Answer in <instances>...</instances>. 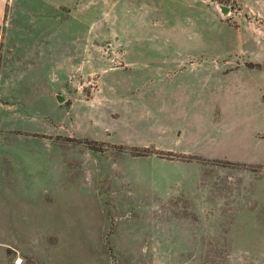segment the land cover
<instances>
[{"label":"crops","instance_id":"crops-1","mask_svg":"<svg viewBox=\"0 0 264 264\" xmlns=\"http://www.w3.org/2000/svg\"><path fill=\"white\" fill-rule=\"evenodd\" d=\"M227 1L237 7L217 0H118L120 29L110 34L109 45L123 49L122 67L112 65L99 75L93 97L99 99L100 114L109 108L125 117L133 147H146L151 137L163 154L206 160L217 171L226 169L215 166L217 162L264 166V0ZM99 4L94 0L95 16ZM68 5L69 0H0V264H22L19 258L11 261L8 251L27 253L40 264H65L68 259L64 240L70 226L64 211L71 157L69 143L53 140V77L54 68L68 61L70 38L83 39L84 53L85 30H71L64 22L48 28L55 7ZM23 21L47 27L27 29ZM22 68L31 73L22 76ZM147 116L153 119L148 122ZM73 161L79 179L84 163ZM148 181L142 191L165 199L194 196L199 184L197 174ZM215 181L207 179V189L213 190ZM173 187H178L174 194L168 192ZM146 206L162 211L169 205ZM219 207L191 205L189 211L212 219V214L225 212ZM36 212L47 219L29 218ZM29 229L52 230L47 233L61 244L48 246L44 254L42 245L29 243L22 233Z\"/></svg>","mask_w":264,"mask_h":264},{"label":"rangeland","instance_id":"rangeland-1","mask_svg":"<svg viewBox=\"0 0 264 264\" xmlns=\"http://www.w3.org/2000/svg\"><path fill=\"white\" fill-rule=\"evenodd\" d=\"M97 1L100 4L96 16L94 0H69L68 6L55 7L53 25L48 26L60 28L64 22L71 30H85L84 53L83 39L79 43L77 38H70L66 46L68 61L64 67L54 68L53 77V140L69 143L71 157L69 204L68 211H64L70 226L66 230L68 240H64L68 256L65 264L94 260L96 264H264L263 165L217 162L215 166L226 168L217 171L206 160H183L169 157L174 154H163L153 147L151 137L146 147H133V134L125 131V117L109 108L100 114L99 99L93 97L99 91V75L112 65L122 67L123 49H111L109 45L110 34L120 29L116 17L118 0ZM217 1L231 9L237 7L227 0ZM22 23L27 29L47 27L40 21ZM35 39L45 42V37ZM79 49L83 61L79 60ZM26 73L31 70L22 68V76ZM37 87L40 105L41 85ZM23 96L33 97L27 93ZM145 119L149 122L153 117ZM73 160L84 163L79 166V179L75 177L78 167ZM191 163L193 167L188 165ZM193 174L198 175L199 184L191 197L174 195L165 199L141 188L146 179H177ZM213 177L217 181L209 190L206 181ZM177 188L168 192L174 194ZM210 192L212 197L208 196ZM207 203L223 206L225 212L212 214L211 219L208 214L189 211L191 205ZM146 205L169 206L151 211L153 207ZM44 216V212L29 214V218L38 220L47 219ZM53 216L61 219V214ZM49 231L52 230L29 229L22 233L28 234L29 243L42 245L41 252L45 254L48 246L61 244ZM7 256L11 261L19 258L22 264H40L27 253L8 251Z\"/></svg>","mask_w":264,"mask_h":264},{"label":"trees","instance_id":"trees-1","mask_svg":"<svg viewBox=\"0 0 264 264\" xmlns=\"http://www.w3.org/2000/svg\"><path fill=\"white\" fill-rule=\"evenodd\" d=\"M146 151H143L142 153H145ZM171 158H178V159H183V160H192L193 158L191 157H180V156H175V155H169Z\"/></svg>","mask_w":264,"mask_h":264},{"label":"water","instance_id":"water-1","mask_svg":"<svg viewBox=\"0 0 264 264\" xmlns=\"http://www.w3.org/2000/svg\"><path fill=\"white\" fill-rule=\"evenodd\" d=\"M223 12H224V13H226V11H225V10H224ZM57 100H58V101H60V100H61V97H58V98H57Z\"/></svg>","mask_w":264,"mask_h":264},{"label":"bare ground","instance_id":"bare-ground-1","mask_svg":"<svg viewBox=\"0 0 264 264\" xmlns=\"http://www.w3.org/2000/svg\"><path fill=\"white\" fill-rule=\"evenodd\" d=\"M19 261H20V260H19ZM19 261H18V262H19Z\"/></svg>","mask_w":264,"mask_h":264}]
</instances>
